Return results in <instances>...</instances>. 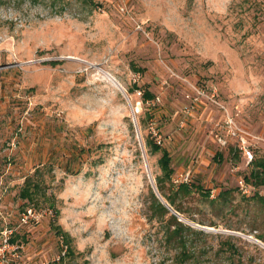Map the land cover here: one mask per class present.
<instances>
[{
	"label": "rangeland",
	"instance_id": "rangeland-1",
	"mask_svg": "<svg viewBox=\"0 0 264 264\" xmlns=\"http://www.w3.org/2000/svg\"><path fill=\"white\" fill-rule=\"evenodd\" d=\"M95 1L0 0V264L57 261L54 223L61 264H174L149 217L156 136L173 182L210 190L176 214L208 234L202 264L224 239L263 262L264 185L243 175L264 157V0ZM34 173L46 197L28 201Z\"/></svg>",
	"mask_w": 264,
	"mask_h": 264
},
{
	"label": "trees",
	"instance_id": "trees-1",
	"mask_svg": "<svg viewBox=\"0 0 264 264\" xmlns=\"http://www.w3.org/2000/svg\"><path fill=\"white\" fill-rule=\"evenodd\" d=\"M91 5L95 6V0H87ZM137 88L135 85L134 88ZM131 90V91H132ZM154 94L148 89L142 91V99L147 100L153 98ZM146 144L152 151L161 150V156L158 158V164L160 166V174L155 176V184L159 194L164 198L166 203L172 209L176 211L184 210L181 205V199L188 196L194 191H199L205 198L210 195V190L203 188L201 184H192L191 182L181 181L174 183L172 180L173 168L171 167V157L167 150L161 148L157 143L152 140H148ZM249 170L243 175V179L247 184H251L254 187L264 185V157L255 156L249 162ZM39 176L29 174L25 177L22 187L19 191V195L28 201H34L38 195L44 194L45 191H41L42 182ZM230 191L221 190L215 195V199L227 202ZM148 196H149V210L150 218H164L167 216L163 229L164 233L162 240L166 249H174L172 260L174 264H202L204 260L201 255L206 252L205 242L203 240L208 234H204L203 229L191 228L189 224H184L181 220H178L176 214L161 201V199L155 194L154 190L148 183ZM46 197V195H45ZM251 199L255 203H259L260 209L264 211V195L254 192ZM53 205L52 203H50ZM57 212V210H56ZM264 218V216L262 217ZM173 225V227H172ZM55 228L57 235L62 241V246H65V251L60 255L57 261H52L50 264H61L66 255L72 253L71 247V236L66 230H63L59 224H52ZM260 225L254 226L253 229H259ZM208 233V232H207ZM257 238L264 241V233L255 235ZM15 237L11 236L10 241H14ZM213 247V246H212ZM215 255L214 263L212 264H223L222 260L226 261L225 264H264L259 261L253 254L246 255L243 249L236 246L235 243L228 239L222 240L217 247L212 248ZM264 255V253H263ZM207 260V259H206Z\"/></svg>",
	"mask_w": 264,
	"mask_h": 264
},
{
	"label": "built area",
	"instance_id": "built-area-1",
	"mask_svg": "<svg viewBox=\"0 0 264 264\" xmlns=\"http://www.w3.org/2000/svg\"><path fill=\"white\" fill-rule=\"evenodd\" d=\"M155 139H156L155 141H156L157 143H160V138H159L158 136H156ZM245 152H246V154H248V156L251 157L249 150H245ZM240 185H241L243 191L248 190L247 185H246L243 181L240 182ZM28 210H29V212H27V213L24 212V213L21 215V217H20L21 220L26 221V218L28 217V215H30V214L32 215V213H31V209H28ZM28 210H27V211H28ZM28 213H29V214H28ZM2 241H3V243H2V246H0V251H2V250H3L4 248H6L7 246H10V244H8L9 242H8V240H7V235H6V234H3ZM11 247L14 248L13 245H12ZM13 248H12V249H13Z\"/></svg>",
	"mask_w": 264,
	"mask_h": 264
},
{
	"label": "water",
	"instance_id": "water-1",
	"mask_svg": "<svg viewBox=\"0 0 264 264\" xmlns=\"http://www.w3.org/2000/svg\"><path fill=\"white\" fill-rule=\"evenodd\" d=\"M164 203L169 207V205L166 203V201H164ZM171 209V211L174 213V214H178V212L174 209H172L171 207H169Z\"/></svg>",
	"mask_w": 264,
	"mask_h": 264
}]
</instances>
